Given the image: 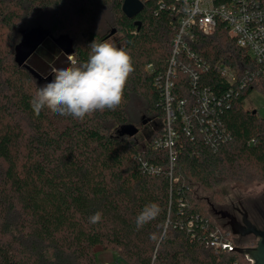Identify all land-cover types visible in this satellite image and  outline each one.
Returning a JSON list of instances; mask_svg holds the SVG:
<instances>
[{"label":"trees","instance_id":"obj_1","mask_svg":"<svg viewBox=\"0 0 264 264\" xmlns=\"http://www.w3.org/2000/svg\"><path fill=\"white\" fill-rule=\"evenodd\" d=\"M122 1L0 0V264H100L96 253L107 249L125 264L241 259L236 250L216 253L204 245L217 223L206 202L194 199L193 188L220 195L230 182H264V118L245 108L244 93L236 91L227 107L215 111L230 138L212 150L178 121L170 164L160 142L164 111L154 76L167 63L173 17L158 0H141L142 9L128 18ZM36 27L53 38L68 36L72 53L47 37L28 67L19 65L14 47L22 32ZM113 28L121 34L116 46L130 54L134 66L119 107L82 120L48 110L35 115L30 100L37 86L50 82L54 70L86 60L87 46L106 41ZM195 34L191 48L207 61L234 63L237 74L251 64L221 26L211 35ZM204 76L209 79L201 85L224 97L217 72ZM252 87L264 92V83ZM181 89L189 94L188 85ZM133 98L161 119L143 146L115 129L129 120ZM148 203L159 205V215L138 228L136 216ZM96 212L102 213L100 222L89 223Z\"/></svg>","mask_w":264,"mask_h":264},{"label":"built area","instance_id":"obj_2","mask_svg":"<svg viewBox=\"0 0 264 264\" xmlns=\"http://www.w3.org/2000/svg\"><path fill=\"white\" fill-rule=\"evenodd\" d=\"M157 6L173 17L169 21L174 33L170 39L167 63L154 76L164 111V137L160 142L167 146L172 164L174 125L178 121L186 134L191 137L197 134L212 150H216L220 142L230 138L216 117V109L223 105L227 107L229 97L236 95V91L247 94L258 89L252 87L253 84L264 83V0H172L169 3L158 0ZM218 26L245 51L251 62L240 74H237L234 63L207 61L191 48L196 32L211 35ZM146 67L151 69L152 64ZM209 70H215L220 82L226 86L222 93L224 97L218 96L209 86L201 85L203 79H209L208 76L201 77V73ZM184 85H188L189 94L182 93ZM209 233V237L202 241L216 253L236 250V240L229 230L220 229L217 225ZM240 256V260L234 259L226 264L253 263L250 257ZM117 261L116 264H125Z\"/></svg>","mask_w":264,"mask_h":264},{"label":"clouds","instance_id":"obj_3","mask_svg":"<svg viewBox=\"0 0 264 264\" xmlns=\"http://www.w3.org/2000/svg\"><path fill=\"white\" fill-rule=\"evenodd\" d=\"M87 47L86 60L54 70L50 82L37 86L30 100L35 115L48 110L82 120L97 111L119 107L134 71L130 54L109 41L93 40ZM159 212L158 204H146L136 216L137 227L155 219ZM101 218L102 213L96 212L89 217V223L96 224Z\"/></svg>","mask_w":264,"mask_h":264},{"label":"rangeland","instance_id":"obj_4","mask_svg":"<svg viewBox=\"0 0 264 264\" xmlns=\"http://www.w3.org/2000/svg\"><path fill=\"white\" fill-rule=\"evenodd\" d=\"M120 38H121V34L119 32H115V28H114V32L110 34L109 38L106 41L112 42L115 45H117L118 43L121 42ZM44 49L48 51L49 48L46 47ZM33 53L36 54L37 49ZM31 57L32 55L27 59V62ZM244 95L245 97L243 100V106L245 108L255 110L257 114L261 118H263L264 92L261 89L260 90L254 89L247 94L244 93ZM128 113H129V120L127 121V123H132L135 125V127L137 128V132L134 135L135 140L140 144V146H143L144 143H146L148 139L151 137L152 133L158 131L159 122L156 124V121H160L161 123V119L156 118L157 117L156 115L149 113L146 110L145 103L139 98L131 99L128 105ZM119 126L120 124H116L115 129L117 130ZM193 189H194L193 191L194 199L203 200L206 202L207 205V201L224 203L226 199L253 197L264 190V182H256V181L249 183L230 182L228 185L220 187L219 189V191H221L220 195H214L212 193V190H204L198 186H194ZM209 216L211 217L210 213ZM217 225L220 229H222V227L219 224ZM96 259L100 264H116L115 260L119 261L116 254L109 249L98 251L96 253Z\"/></svg>","mask_w":264,"mask_h":264},{"label":"water","instance_id":"obj_5","mask_svg":"<svg viewBox=\"0 0 264 264\" xmlns=\"http://www.w3.org/2000/svg\"><path fill=\"white\" fill-rule=\"evenodd\" d=\"M143 7L141 0H123L121 4L122 12L128 17L132 18L138 13ZM114 32V28L109 34ZM50 37L61 51L67 55L72 53L71 40L66 35H60L53 38L49 35L47 29L42 27H36L28 31H24L21 34L20 41L14 47V60L19 65H26L27 59L33 54V52L40 46V44L47 38ZM28 67V66H27ZM255 112V110H252ZM137 132V128L132 123H124L119 126L117 133L119 135L134 136ZM249 231L253 232L257 237L256 243L253 246L243 245L241 242H236V251L242 255L250 257L253 261L252 264H264V228L258 230L250 226ZM230 232L234 235H240V231L235 228H230ZM235 251V250H234Z\"/></svg>","mask_w":264,"mask_h":264},{"label":"flooded vegetation","instance_id":"obj_6","mask_svg":"<svg viewBox=\"0 0 264 264\" xmlns=\"http://www.w3.org/2000/svg\"><path fill=\"white\" fill-rule=\"evenodd\" d=\"M144 123V121H143ZM226 201V202H225ZM224 203L207 201V210L211 217L223 229L235 228L240 235L232 234L236 242L253 246L257 237L250 226L261 230L264 228V190L253 197L226 199Z\"/></svg>","mask_w":264,"mask_h":264}]
</instances>
